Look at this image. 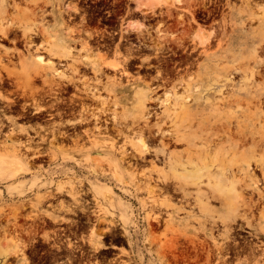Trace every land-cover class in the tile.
I'll use <instances>...</instances> for the list:
<instances>
[{"label":"rangeland","instance_id":"1","mask_svg":"<svg viewBox=\"0 0 264 264\" xmlns=\"http://www.w3.org/2000/svg\"><path fill=\"white\" fill-rule=\"evenodd\" d=\"M168 1L170 0H161L160 3H162V5L160 6L162 9L157 8L156 14L161 11L162 13L161 15L157 14L160 18L155 17L156 19L151 18L156 15L155 13V15L152 13L151 17H149L150 14L147 16V12L144 11L145 0H6L5 3L6 6H8V18L17 17L23 21L25 26H32L35 24L38 27L41 26L43 28V31L41 30V27L38 29H40L42 31L40 32L45 35L40 33L41 35L37 34L36 36L34 34V38L36 42L38 41L37 43L40 46L43 45L41 46L43 47L41 52L43 53L44 51L43 55H45V57H51L47 51L48 48L56 47L64 40V42H62L63 46H70L73 49L74 54L77 56L82 55L90 61H98L101 59L100 57H103L101 60H104L105 63L119 62L122 65L120 70L110 68L104 69L106 74L102 76V87L108 83V77L113 78L114 76H121L123 82L127 84L128 79H130L131 83H134V81L139 78H145L148 80L150 74L151 77L157 74L156 67L159 65L162 68H165L164 66L170 68L172 66L176 69L180 68V73H186V78H192L197 82H203L205 84V90L203 92L205 97L203 100L208 99L209 101L208 103L204 102L199 108L197 106L192 108L191 113L195 125L191 130H200L199 128H196L203 117H205V120L207 121L206 133L218 132L219 129L215 125L220 124L222 121L226 122L231 120L233 121L232 131H234V138L238 141L240 138L238 134L239 131L237 128H234L236 127L235 124L237 121H240L243 127L250 126V129L254 127V124L259 129L264 127V114L252 115L254 113L253 108L249 109L247 106V102L251 101L252 98L245 89L250 90L248 87H251L252 85H247L245 83L246 79L243 78L242 75L245 71L250 72L254 68V56L256 51H260L261 56L263 55L264 57V54L262 53L263 50L260 48V41L255 38V36L261 35L262 31L260 25L257 20H254V24L253 22L250 24H244L242 20H237V17L235 16L227 18L226 22L228 23L226 29H229L230 27V30L224 29V26L222 25V10L224 9L226 12L229 11V7L224 6V4L229 2L231 7H239L243 3L242 0H218V2L217 0H178L179 2L174 0L177 4H173L174 1L172 2V0L171 4L170 2L168 3ZM259 1L260 0L256 1L257 4L262 3L264 5V0H261V2ZM181 3L184 5H179ZM197 3L202 6L206 3L209 7H206L205 4V7L203 6L204 8L202 6L197 8L199 6ZM213 3L216 4H214L215 7L212 5ZM58 4H63L67 10L62 18H57L53 14ZM192 6H195V9L194 7L192 8ZM216 7H218L220 13L212 11ZM35 9H37L36 14L33 12ZM76 9H78V11ZM9 11L11 14H9ZM166 11L167 13H165ZM192 11L195 13L193 14ZM163 13L164 15H162ZM185 15L191 20L192 24H194L191 26L190 30L192 35L191 40L187 43V45L189 44V47L194 46L192 38L198 35L210 38L215 34H218L219 37L217 36L215 38V41H217L215 43L213 42L214 48H216V45L222 38H225L224 50H226V52H224V54L228 55L230 59H225L223 63H220V65L217 66V68L211 66L200 69L199 65L205 63L203 62L205 58L202 56H198V61H200L198 62V65L197 61L193 60H191V65H187L184 61L186 53H184V50L182 49H177V52L173 50H171V52L170 49H168V51L165 50L163 52H158L156 49V47H158L157 43H159L157 42L159 41V39H157L158 35H160L161 32L168 35H171V33H182L183 28L179 27L178 29V27H176V20L179 18L182 19V16L184 18ZM163 17L166 19H163ZM162 21L165 22L164 25ZM200 21L202 22V25ZM173 25L174 27H172ZM180 29L182 32L177 31ZM145 30L147 32H152L151 34H153L154 40L157 39V41L153 40L155 44L153 41L152 43H147V32H145ZM217 30H221V34ZM156 32H158V35ZM21 33L22 32L20 31L19 38H22ZM3 40L4 38L2 39V37H0V52L6 58V64H11L9 65L10 68L15 72H18L21 76V80H25L26 76L22 74V72L24 73L22 59L19 58V54H17L18 51L15 50V42L11 39V43L8 41L9 44L8 42L6 43L7 40ZM19 45H17L18 48L21 51L24 50L23 55L27 58L29 52L26 51L25 45L22 43ZM147 45H151V47H148ZM234 53L236 54L235 58ZM53 58V60H57V62L58 60L59 62L61 61L59 58ZM158 58L161 60L160 63ZM9 59H11V62ZM166 59L173 63L166 61ZM67 60L68 59H63L62 62L71 63L74 59L70 61ZM163 64L164 66H162ZM205 64H208L207 66L210 65V63ZM214 64L215 62L211 63V65ZM217 64L218 63H216V65ZM152 65L155 66V69ZM235 66L239 67L241 71H244L241 73L234 72L237 78L232 73ZM185 67H187V69ZM224 67L228 69V76L224 74L226 71L221 69ZM124 68L130 72V77L121 74V71H123ZM82 70L83 74H85L83 78H93L95 76L92 70ZM81 75L79 74L77 78ZM260 76L258 77V81L257 77L254 78L257 84L264 82V78H261ZM223 77L225 80H228L227 84L215 90L213 84L217 83V81ZM260 78L263 81H259ZM150 79L151 78L149 77V80ZM39 80L40 81H36V85L40 86V88H46L47 86H45L43 80ZM225 80L218 84L226 83ZM228 86L229 88H227ZM17 88L19 87H12V89H15L12 92L10 91L12 90L11 88L10 90L3 89L5 98L1 100L0 104L2 106L1 118L4 119V123H2V125L0 124V264H28L27 247L29 244L26 241V237L28 234L27 230L31 233L32 228H26V226L21 224L23 222H31L41 219L74 220L86 216L83 218L98 220L100 222L99 225L102 228L99 230H93L90 236V241L101 248L109 245L108 242H105V240L100 237L106 234L105 229H110V232L112 233L115 231L116 233H123V236H121V242L119 241L120 239L117 238L114 240V244L123 247L121 252L125 255H122L121 258L129 260L130 264H176L175 262L177 261V258L173 254L178 255L180 261L184 259L181 258L183 257V254L192 253L191 255H195V246L188 240V238H186V234L189 235L191 239L193 238L194 241L196 240L195 242L198 243L199 249L202 253L203 250L201 245L203 240H206L205 247L213 245L212 242H214L213 237L206 238L204 231L202 230L203 226L210 228L214 225V238L218 241H222V239L218 238H221V234L224 232V224L220 218V216L224 214V208L221 206L219 200L212 197V191L215 190V186L213 183H208L207 177H205L201 183V191L211 195L210 202L212 203H210V207H212L213 210L203 211L201 206L195 203L194 196H197L200 191L198 186H193L191 190L194 194L190 206L186 205L185 200H183V196L180 193H178V195L169 193L173 198L170 202L177 206H185V211L182 212L176 220L167 222L166 220L170 219L173 215L171 207L168 206L169 201H167V192L164 190H156L155 194L154 192L148 194L146 190H138L134 186L120 183L113 176V170L115 169L113 167V162L108 163V159H110L109 155L107 156L106 154L94 150L96 146L95 144L98 141L104 144L111 141L110 138L112 137L115 140L118 139L116 140L117 144L122 145L128 141L126 136L131 138V136L133 137L138 134L142 128H147L143 122H139V125L133 123L132 118H129L125 123L122 122L119 124H115L111 119L115 112L123 117H125L126 114L130 115V117L137 116L139 114L140 106L145 104L143 103V99L133 96L128 97L127 99L119 98L121 95L116 96L115 94L108 92L105 88H102V96L109 97L110 106L108 104L106 107H108L109 110H112L105 116V118H108L109 122L105 123L102 121L96 123L94 120H91L94 123L88 121V123L82 124L83 126H79L80 128L78 127L77 130L81 135L79 148L83 149L84 153L79 152L75 157L78 158L77 160L80 162L82 161V163H78V161L65 162V147H68V145H65L67 144V141L64 139V133L67 131L65 124H67V119L68 117L70 119L71 115L69 116L64 112L67 111V104L65 103L64 98L66 96L74 97L72 96L73 93L68 94L63 92L61 94L63 102L57 105L58 107L55 106L56 108L51 106L53 105V102H57L56 98H52L40 103L36 108L30 104L24 109L23 104H25V100L21 98L22 95H20L23 93V90ZM221 89L223 92H220ZM179 90H181V88ZM232 90H238L240 92L238 96L240 103H238L236 107L222 106L223 108L218 110L217 101L219 95L222 93L224 96H230L233 92ZM163 92L164 91H159V94L162 95ZM128 94H130V96L134 95L130 92ZM153 96L155 97L156 94H153ZM10 99H14L16 102L13 108L8 106L10 103L12 104V102L9 101ZM155 104L156 103L151 102L148 105L154 107L156 106ZM40 106H45L46 109H37ZM154 111H156V109ZM157 112L160 113L161 109L157 108ZM49 113L57 114L51 118ZM76 116L77 114H75L74 117L71 116V119L74 120L79 118ZM158 117L159 116H152L153 119L151 118V122L153 123H150L151 126L155 127L156 123L160 121ZM103 124L106 125V127H109L110 130L107 131ZM114 125L120 127L122 131H118L117 129L112 131L111 126L114 127ZM167 126L170 127L169 125ZM262 130H264V128H262ZM71 131L72 135L75 136L73 130ZM147 131L148 129L145 132L146 134H148ZM92 133L94 135H92ZM116 133H118L117 137L115 135ZM221 134H223V132ZM213 138H215V141L212 140L210 146L207 147L211 160L216 159V154L220 152L219 155L221 158H224L225 155H227L228 160H232V158L235 157L234 162L239 161V158H241V151L244 150L242 146L236 148L235 145H233L235 149L229 150L234 143L232 140L228 141L226 137L221 141L220 139L222 138H219L217 135ZM74 143L75 142L71 140L69 142V147L76 148L77 146ZM159 144V141L154 142L156 147H158ZM128 147L130 148V146ZM197 147L199 149L204 148L203 142L199 139L197 140ZM173 148H175V146H173ZM182 148V146L178 147V149ZM87 158L91 161L87 162ZM94 159H96V162L100 159L101 161L95 163ZM14 161H19L20 164H14ZM132 162L134 163L135 161L132 160ZM96 164H98L97 168L105 170L106 175L99 176L90 171L91 168L88 166H96ZM215 164L218 165V161ZM150 166L149 163H143L135 170L136 167H133V169L129 164H124L123 169L127 172L134 170L141 175L144 170L147 172ZM155 174L152 176L156 181L157 174ZM147 175H149V171ZM126 178V180H129V177ZM152 184L154 185L156 183L153 181ZM110 188L114 189L113 193H107L104 195L100 192L101 190L107 191ZM162 202H164V204L160 205ZM214 210L219 211L217 212ZM188 212L190 214L192 213L189 220H187L186 217ZM160 214H162L163 221L158 223V221L155 220V217ZM149 220L152 221L148 222ZM237 221L238 222L234 223L235 226H233L237 228V230H234L235 236L238 234H241L240 236H249V228H245L247 233L243 232L245 233L243 234L238 227V224H242L243 222V225H246V222L244 220ZM148 223H150V225ZM239 239L242 240V238ZM250 239H252V237H249V240ZM14 240L22 243L21 246L22 249H24L23 252L21 251L18 254H14V252L20 248L16 247L13 242ZM153 240H155V242ZM23 244H26L27 246L24 247ZM163 247L166 249L169 256V259H165L164 262L161 261L159 254V251ZM182 261L183 262L180 264L186 262L184 260Z\"/></svg>","mask_w":264,"mask_h":264},{"label":"bare ground","instance_id":"2","mask_svg":"<svg viewBox=\"0 0 264 264\" xmlns=\"http://www.w3.org/2000/svg\"><path fill=\"white\" fill-rule=\"evenodd\" d=\"M173 1L174 0H172V2ZM175 1L179 2L178 0ZM175 1L173 4H177L175 3ZM256 1L242 0L243 3L239 7L236 6L231 7V4L229 2L224 4V6L229 7V11L226 12L224 9L222 10V18H223L222 25L224 26V29H226L228 23L226 22L227 18L228 17L232 18L234 16L237 17V20H242L244 24L245 23L250 24L252 22L254 24V20L255 21L257 20L262 32L260 36H255V38L256 40L260 41L261 44L260 48L263 50V52L262 51L261 52L264 54V5L262 3H259L261 2V0L258 2L259 4H257ZM5 2L6 0H0V37H2V39L4 38L3 41L7 40L6 43L8 41L10 42L11 39L12 41L15 42V46H16L15 50L18 51L17 54H19V58L22 59V66L24 67V73L22 72V74L26 76V79L21 80L20 78L21 76L18 74V72H15L13 69L10 68L9 65L11 64L9 65L6 64V60H5L6 58L0 52V69H1L0 70V104H1V100L5 98L3 94L4 93L3 89L10 90V88L12 89V87L14 88V86H18L20 89L23 90V91L21 90L23 93H21L20 95H22L21 98L25 100V104H23L24 109L27 108V105L30 104L31 106H34L36 108L40 103H43L48 99L56 98L57 102H53V105H51L54 108L55 106L63 102V97L61 95L63 92L68 94L73 93L72 96L74 97L66 96L64 98L65 103L67 104V107L65 106L67 111L64 112L67 113V115L69 116L71 115L72 117H74L75 114H77L76 117L79 118L73 120L71 119L70 116V119L69 117L67 119V124H65L66 125L65 127H67V131H65L64 133V137H65L64 139L67 141L66 142L67 144L65 145H68L67 148L65 147V162L78 161V163H82V161L80 162L79 160H77L78 158L75 157V155L79 152L84 153L83 149L79 148L80 147L79 141L81 135L77 132L78 127L79 126L81 127L82 124L88 123V121L91 120H94L96 123L98 122L100 123L102 121H104L105 123L109 122L108 118H105V116L109 113V111H112L109 110L108 107H106L109 104V97L102 96L103 95L101 94L102 88H105L108 92L115 94L116 96L121 95V97L119 98L127 99L128 97L133 96L143 99L144 101L143 103L145 104H142L140 106L139 114L137 116L130 117V115L126 114V116L123 117V116H119L117 112H115L111 119L115 124H119L122 122L125 123V121L127 122L129 118H132L133 123H137V125L140 124L139 122L145 123L144 125L145 127H147L146 129L142 128L139 133L137 132L138 134H136L133 137L131 136V138L126 136V138H128V141H126L122 145L117 144L116 140L118 139L115 140L112 137L110 138L111 141H108L104 144L100 143L99 141L95 144L96 146L94 150L98 151L99 153L106 154L107 156L109 155L110 159H108V163L113 162L114 165L113 167L115 169L113 170L114 178L122 184L134 186L138 190L141 189L143 191L146 190L148 194L153 192L155 194L156 190L157 191L164 190L165 192H167L168 193L167 201H169L168 206L171 207L173 213L171 218L166 220L168 222L171 220H176L179 217V215H181V213L185 211V206L183 205L177 206L176 204L170 202L173 198L170 196L169 193L172 194L174 193L177 195L178 193H180L183 196V200H185L186 205L190 206L192 202V196L194 194L191 190L193 186H198V189L200 191L197 194V196H194L195 203L199 204L203 211L213 210V208L210 207V203H212L210 202L211 195L201 191V183L203 179L207 177L208 183L209 184L213 183L215 186V190L212 191V197L219 200L221 206L224 208V214L220 216L224 224V232L222 231L223 233L221 234V238L220 237L218 238V239H222V241H218L214 238V231H215L214 225L210 228L203 226L202 230L204 231L206 238L213 237L214 242H212L213 245L205 247L206 240H203L201 245L203 251L201 253L198 243L195 242L196 240L194 241L193 238L191 239V237L186 234V238H188V240L192 244H194L195 246L194 250L196 251V254L191 255L192 253L191 254L187 253L185 255L183 254V257L180 256L181 258H184L182 260L186 261L184 264H264V130H262V128L264 127H261L259 129L254 124V127L250 129L249 128L250 126L243 127L241 122L237 121L235 124L236 127L234 128H237L239 131L238 134L240 138L238 141L235 140L234 138V133H233L234 131H232L233 121L231 120H228L226 122L222 121L220 124L215 125L219 129L218 132L206 133L207 121L205 120V117H203L202 120L199 121L198 127L196 128V129L199 128L200 130H195V129L191 130V128H193L195 125V123L193 122L194 118H192V113H191L192 108L194 106H197L199 108L201 105L204 104V102L208 103L209 101L208 99L203 100L205 97L203 95V92L205 90L204 89L205 84L203 82L201 81L197 82L195 81V79L186 78L185 76L186 73L183 74L184 73L183 72L181 74L179 71L180 68L176 69L172 66L170 68L168 66L167 67L164 66L163 64L162 66H164L165 68H162L160 65L157 66L156 67L157 74L153 77H151L150 74L149 75V77L151 78L150 80L148 76H147L148 80L145 78H139L138 80L134 81V83H131L130 79H128V84H127L123 82L121 76L119 77L114 76L113 78L108 77V81H107L108 83L102 87L103 85L102 76L106 74L104 69L110 68L114 70H120V67H122V65L119 62L116 61V62L105 63L104 60H101L103 59V57H100L101 59L98 60L100 62L90 61L84 58L82 55L77 56L76 54H74L73 49L70 46L67 45L63 46L62 42H64V40L61 41L58 46L48 48L47 51L51 57L49 58L45 57V55H43L44 51L43 53L41 52V49H43V47L41 46L43 45L40 46L37 43L38 41L36 42L34 38V34L36 36L37 34L39 35L42 34L41 32L43 31L42 30L43 28L41 26L38 27L35 24L32 26L30 25L25 26V24H23V21L18 19L17 17L8 18L7 17L8 6H6ZM145 2L146 3L144 6V11L147 12L146 13L147 16H149L148 14H150L149 17H151L152 13L156 14L157 8L162 9L160 6L162 5V3H160L161 0H145ZM169 2L170 4L172 3L171 0L168 1V3ZM200 3L203 4L202 2ZM215 3H213L212 5L214 6ZM205 4L206 3H204V5ZM179 5H184V4L181 3ZM198 5L199 6L197 8L202 6L200 4ZM195 6H192V8L194 7L195 9ZM205 6L207 7L208 5L206 4ZM76 10L78 11V9ZM10 11L9 14H11ZM212 11L215 13L217 12L220 13L218 7H216ZM33 12L34 14H36L37 9H35ZM65 12H67L66 7L63 6V4H58L53 14L57 18L59 17L62 18ZM161 13L162 11L157 14L161 15ZM165 13H167V11ZM194 13L195 12H193V14ZM156 15L151 18H155V17L157 18L158 15L157 16ZM162 15H164V13ZM181 18L182 19L179 18L176 20V27H178V29L179 27L183 28V32L181 31V29L177 30L179 32L181 31L182 33L180 34L171 33V35H168L166 33L161 32L162 34L160 33V35H158V32H156L158 35L157 39H159V41H157V39L155 40L159 43H157L158 47L156 46L155 47L158 50V52L160 51L163 52L165 50L168 51V49H170V51L173 50L177 52V49H182L184 50V53H186L184 61L186 62L187 65L191 63V60L197 61V65H198V62H200L198 61L199 59L198 56H202L205 58L203 62L210 63V65L207 66L208 64L205 63L200 64L199 65L200 69H204L205 67H211V66H213V68H217V66H219L220 63H223L225 59L226 60L230 59L228 55L224 54V52H226V50H224L225 38H222L216 45V48H214L213 42L215 43L217 41V40L215 41V38L218 36V34H215L210 38L198 35L192 38V42L194 41V46L189 47L188 46L189 44L187 45V43L191 40L192 35L190 33V30H191V26L194 24H192L191 20L186 15L184 18L183 16ZM163 19L166 18L163 17ZM164 23L165 22H163V25ZM40 27L42 31L38 29ZM172 27H174V25ZM228 30H230V27ZM20 31L22 32L21 33L22 38H19ZM156 31H161V30H156ZM145 32L147 31L145 30ZM151 33H152L151 31L150 32L148 31L146 34L147 43L149 42L152 43V41L154 40L153 34ZM154 41L153 43L155 44ZM21 43L25 45L26 51L29 52L27 58L23 55L24 50L21 51L17 46ZM147 46L151 47V45H147ZM53 57L59 58L61 61L59 62L58 60L57 62V60L56 61L53 60L54 59ZM235 57L236 54L234 53V58ZM63 59H68L69 61L72 59L74 60L71 63L70 62L63 63L62 62ZM9 61L11 62V59H9ZM158 61L160 63L161 60L159 59ZM166 61L169 60L166 59ZM254 61H255L254 68L250 72L241 71L239 67L235 66L232 73L234 74V72H238V73L244 72L242 75L243 78L246 79L245 83L250 86L252 85L251 87H248L250 90L245 89L248 91V94L252 98L251 101L247 102V106L249 109L253 108L254 113L252 115H258V114H264V82L261 84L259 83L257 84L254 79L255 77H257V81H258V77L260 75L261 78L262 77L264 78V57L263 55L261 56L260 51H256L254 56ZM212 62H215V64L211 65ZM216 63L218 64L216 65ZM153 67L155 69V66ZM187 67L185 68L187 69ZM82 69L92 70L95 76L93 78L92 77L83 78L85 74H83ZM221 69L226 71V73L224 74L228 76L227 74L228 69L226 67ZM189 70H190V66H189ZM181 72H182V68H181ZM79 74L82 77L80 76L79 78H77ZM121 74L123 76L130 77V72L125 68L123 71H121ZM261 78L259 79V81L262 80ZM39 79L43 80L45 86H47L46 88L45 87L40 88V86L36 85V81H40ZM223 80H225L224 77L218 80L217 83L213 84L215 86L214 87L215 90L227 84L228 80H225L226 83L224 84H218V83H222ZM229 86L227 88H229ZM180 88L181 90H179ZM15 89H12L10 91L12 92ZM159 91H164V92L161 95L159 94ZM129 92L133 93L134 95L130 96V94H128ZM220 92H223V90L221 89ZM153 94L154 95L156 94V96L154 97ZM239 94L240 92L238 90L233 91L230 96H224V94L221 93L217 101L218 102L217 109L218 110L222 109L223 108L222 106L236 107L238 103H240V99L238 97ZM9 101L12 102V104L10 103L8 106L13 108L16 102L14 101V99H10ZM151 102L156 103L155 104L156 106L153 107L148 105ZM157 108L161 109L160 113L157 112ZM37 109H46V108L45 106H40ZM153 109L154 110L156 109V111H154ZM1 111H2V106L0 105V124L2 125V123H4V119L1 118L2 117ZM152 116H156V117L159 116L158 119H160V121L156 123L155 127L150 125V123H153L151 122ZM167 125H169L170 127H168ZM103 126L106 127V125L104 124ZM111 127H112V131L115 129H117L118 131L119 130L122 131V129L120 127H117L116 125H114V127L113 126ZM106 129L107 131L110 130L109 127H106ZM147 129H148L147 131L148 134L145 133ZM71 130H73L75 136L72 135ZM222 132L223 134H221ZM92 135L94 134L92 133ZM115 135L117 137L118 133H116ZM215 135H217L219 138H222L220 139L221 141L227 137L228 141L232 140L234 142L230 148L228 147L229 150L235 149L233 145H235L236 148L239 146L243 147L244 150L241 151V158H239V161L234 162L235 157H233L232 160H228V156L225 154H224L225 157L221 158V156L219 155L220 152L216 154V159L214 160L210 159V155L208 152L209 150L207 149V147L210 146V142L212 140L215 141V138H213ZM198 139L201 142H203V147H204L203 149H199L197 147ZM71 140L75 142L74 144L77 146L76 148L69 147V142ZM155 141H159L160 144L158 147H156L157 144L154 145ZM128 146H130V148ZM173 146H175V148H173ZM179 146H182L183 148L178 149ZM86 155H90V154H86ZM86 160H88L87 162L91 161V160L89 161V158H87ZM94 160L95 163L101 161V159L100 160L97 159L98 160L97 162L96 159ZM132 160H134L135 162L133 163ZM217 161H218V165L215 164L217 163ZM13 163L20 164L19 161H14ZM143 163L144 164L149 163V166L151 164L150 166L151 168L149 167L148 170L149 175H147L148 171L146 172L145 170L142 172L141 175H139L134 170L127 172L123 169L124 164H129V166L132 168L136 167L135 168L136 170L138 166ZM101 166H102V162H101ZM88 167L91 168L90 171L93 172L94 174H97L99 176L106 175L105 170L97 168L98 164H96V166L90 165ZM153 173L157 174L156 181L153 179L152 176L154 175ZM126 177H129V180H126L127 179ZM153 181L156 184L153 185L152 184ZM100 192L106 195L107 193L108 194L113 193L114 189L110 188L107 191L101 190ZM163 204L164 202L160 203V205ZM214 211L218 212L219 210H214ZM191 214L189 212L187 213L186 215L187 220H189ZM155 220L158 221V223L162 222L163 221L162 214L156 216ZM237 220H244L246 222V225H243V222L241 221L242 224H238V227L240 232L242 233L243 232L247 233V230L245 228L247 229L249 228L250 229V231L248 232L249 236H240L241 234L238 233H237L238 235L235 236L234 230H237V228L233 226H235L234 224L235 222H238ZM151 221L149 220L148 222ZM148 224L150 225V223ZM249 237H252V239L249 240ZM239 238H242V240H240ZM19 241L17 240L13 241L16 247H20L19 250L17 249L14 252V254H18L19 252L21 251L23 252L24 250L22 249L21 246L22 243H20ZM153 241L155 242V240ZM23 246L26 247V244H23ZM159 252L162 262H164L165 259L166 260L169 259L168 253L164 247L161 248ZM173 255L177 258V261L175 262L176 264H180L183 262L182 260L180 261V259H178L179 258L178 255L176 254Z\"/></svg>","mask_w":264,"mask_h":264},{"label":"flooded vegetation","instance_id":"3","mask_svg":"<svg viewBox=\"0 0 264 264\" xmlns=\"http://www.w3.org/2000/svg\"><path fill=\"white\" fill-rule=\"evenodd\" d=\"M61 113V112H59ZM57 114V113H55ZM54 113L49 115L54 117ZM74 220H35L21 225L32 228L26 237L28 264H130L121 258V245L114 240L123 233L110 232L100 236L109 245L99 248L90 241L94 229L99 230L100 222L96 219ZM27 246V245H26Z\"/></svg>","mask_w":264,"mask_h":264}]
</instances>
